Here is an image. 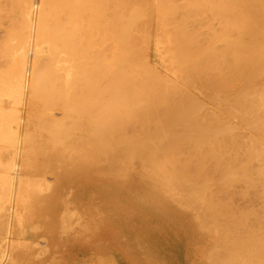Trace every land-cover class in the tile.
I'll use <instances>...</instances> for the list:
<instances>
[{"label":"bare ground","instance_id":"1","mask_svg":"<svg viewBox=\"0 0 264 264\" xmlns=\"http://www.w3.org/2000/svg\"><path fill=\"white\" fill-rule=\"evenodd\" d=\"M8 1L0 0V69L5 66L2 62L8 61L6 66L10 64V61L12 64L14 63V66L10 65L13 69L10 68L12 71L10 70L8 73H12L11 77L9 76V81L13 79L10 82L14 80L16 82H13L15 89L10 90L9 87L5 88L2 84L3 88L10 92L9 98H7L10 100H7L6 97L5 101L0 99L4 104L6 100L9 104L11 102L9 106L7 105L8 108L13 107L12 103L15 104L12 109L15 110L17 107L15 111L9 109L13 111L15 122L20 124L26 121V123L23 128L18 126L19 128L16 129L12 125H0V142L8 141V145H0V154H2L0 156L4 157L3 155H5L8 157H5L7 160L11 158L8 167L5 166L2 169V171H8L9 175L0 174V264L5 261L6 264H18L19 261L21 264H25L28 263V259L35 264H59V261H62V264H81L82 261H69L73 260V257L79 256L65 259V255H74L73 248L82 250L88 243L93 242L94 237L96 238L97 231L90 237H88L87 231L82 233L86 222L93 223L98 218H101V222H103V216L98 213L99 211L86 213V209L96 208L99 210V207L108 201L120 202V200L122 201L121 194L126 189L132 194L140 192L141 195L136 196L138 197L135 206L137 209L148 211L157 205L163 208L161 206L163 204L164 215L169 216L172 212H176L173 216L177 217L185 211L188 220L186 226L192 228V221L195 220V223L201 226H199L202 229L200 232L206 230L207 232L203 233L208 234L209 244L213 240L209 251H205V254L208 253L205 255L208 261L206 264H264V227L262 222H260L261 225H256L258 228L252 225L250 229V224L248 227L246 226L249 222L247 214L251 213L253 208L248 213L244 212L246 213L243 215L244 218L242 213L235 214L236 211L234 212L235 215H241L240 217L243 219L247 217L246 225L244 220H242L243 222L239 220L240 217L236 216L235 218L232 213L229 214L230 210H226L227 214L225 207L231 200L228 197L232 192L230 196H227V202L225 201L223 204L219 195L212 194L216 189L221 192L219 186L212 189L210 194L211 186L207 182L211 183L212 180L205 181L206 176L209 177V173L204 171L214 168L213 166L216 165L213 173L215 171L218 173L216 167L221 169L219 167L222 166V162L223 165L226 163L222 167H227L228 176L225 175L227 171L223 174L226 170L225 167L222 168L223 172L221 173L227 177L218 173L220 178L223 177V182L219 177L216 178V172L214 179L219 180L213 181L215 185L219 181L222 182V185L225 184L224 186L220 185L223 187L221 189L222 192L224 190L225 195L226 192L233 191L234 188V191H237L236 187L240 186L237 183L242 182L244 184H241L245 186L241 192L244 193L243 198L251 197L249 191L252 190L255 195V190L259 189L261 190L259 197L262 196V200H264V0H60L61 2L56 0V3L58 2L57 4L60 5H56L55 0L52 4L49 3L50 0H46V3H49L48 6L44 0H23L22 9L20 7L22 15L20 16H23L26 25L23 26L24 24L20 23L21 26L18 25L17 28L14 27V23H18L17 18L14 21L10 17L11 15L6 17L7 9L11 8L6 5ZM102 2L104 3L102 4ZM105 2H107V6H105ZM53 4L56 6L51 10ZM101 7H104L102 13L103 11L107 12L104 13L109 15L107 18L111 22H106L109 20L101 13ZM13 10L15 9L13 8ZM4 15L7 21L4 20L5 18L3 19ZM46 15L50 16V20L54 19V22L48 21V16L45 21ZM153 17H156L153 19V21L156 19L157 24V26L154 25V27L156 26L155 30L158 26L159 28L162 26L160 34L157 33L159 28L156 31L152 29L156 32V36L155 32L153 34V31H148L152 25L146 24L150 23L149 20ZM20 20L22 19L20 18ZM44 21L46 24L48 22V28L45 27L46 25L43 26ZM112 21L117 23H112ZM101 22L105 23L104 25L107 24L106 26L111 25V30L102 26ZM142 24H146L147 32L146 27L143 28ZM114 25L115 28L117 25L115 30L119 32L115 31V33H118L119 37L114 36V28L112 29ZM101 26L102 30L106 31L107 35L109 34L110 39L112 37L111 42H115L113 44L117 45L112 44L114 48L118 50L123 45L121 48H124L125 52H123L124 49L116 51L112 48L110 49L111 53H108V49L113 46H108L109 48L105 49L107 41L106 44L103 43L105 48L100 49L104 37H108L101 30ZM42 28L43 32L46 28L47 37H45V33L44 36L42 35ZM107 29L110 31L107 32ZM110 32L114 33L113 36L110 35ZM6 36L8 39H5ZM41 36H43V44L48 43L49 40L47 46H41ZM116 37L119 41L115 40ZM44 38H48L47 42ZM140 40L142 41L140 42ZM2 41H7L6 45L10 43V47L7 48L4 42L2 44ZM100 41L102 42L100 43ZM122 42L124 43L120 45ZM163 43L165 44L162 46ZM1 44L3 47L6 46L8 52L2 49ZM165 45L167 46L165 49L169 47L172 49L166 52L162 48ZM161 48L165 51L164 53L161 52ZM151 49H153L155 59L153 65L148 58ZM104 50H108L107 53H104ZM101 69L105 72H101ZM164 73L166 76L163 75ZM177 79L183 83L186 81L184 84L189 87L193 85V91L182 87ZM150 80H154V83L152 81L150 83ZM29 86L34 90V93L31 92L32 95L37 97L36 93H41V96L43 92H46L45 96L55 94L53 99H55L57 107L61 104L63 111L60 110L59 114L53 113L51 110L48 114L53 113L52 118L48 117L49 115L41 117L46 116L47 119H51L48 121L45 118V122L48 121L49 125L50 122L52 123V126L49 127L54 131V138L59 136L60 139L73 141V138L77 136L75 132L81 130L78 138L76 137L74 140V147L80 144L79 147H84L82 140L84 136L81 138L80 134L84 130V133L90 135L86 138L91 139L89 140L91 143L94 141L93 144L89 143L90 145L87 141V144L89 148L90 146L94 148L93 150L90 148V150L97 153L101 159L98 164L101 172H106L111 177L104 178L100 174H89L87 170L86 174L81 176V170L86 167L80 165V161L74 163L75 157L74 160L72 158L68 160V156L63 157L64 160L62 158L52 160L53 147L51 149L48 146H43L46 148L47 155L45 153V157H38L37 153L42 150V143L35 146L36 143L32 138L34 129L30 124L32 120L26 119L30 117L29 114L27 117L19 114L22 112L20 111L21 106L27 105L25 92ZM35 87L37 90L34 89ZM181 87L189 92L185 93L184 89L182 92ZM1 88L0 90H2ZM202 93H205L210 102H216L217 104H215L220 110L228 113V117H224L223 113L222 116L220 114L219 116L217 114L219 111L216 109H211V113L210 109L206 110L209 112L205 113L210 116L205 113L203 115L201 110L203 111L204 108L201 109V107L206 104L198 95ZM34 96L33 98H35ZM45 96L42 95L41 99ZM41 99L37 98L36 101H43V104L45 101L43 99L41 101ZM89 99L90 104L87 103ZM62 103H65L64 108H62ZM91 103H94L93 106ZM56 104L54 105L56 106ZM18 105H21L20 109H18ZM208 106H206L207 109ZM8 108H5L7 110L5 114H9ZM44 109L49 110V107L47 109L45 104ZM45 113L47 114V112ZM35 115L40 117L37 113ZM142 116L144 117L141 118ZM38 120L41 119L38 118ZM39 122L35 124L36 127L42 120ZM215 123L218 124L215 125ZM48 124L45 123L47 128ZM22 132L25 134L24 136ZM69 132L70 134L74 132L73 138H71L72 136L68 138ZM61 141L64 143L63 140ZM227 141H230L231 148L226 145ZM76 143L78 144L76 145ZM190 144L193 149H196L194 151H197L194 155L203 151L204 153L202 152L201 155L204 158L209 152V155L212 156L210 158H219L218 161L215 160V164L205 168L207 166L206 157L204 163L202 160H196L199 159L198 155L195 157L189 154L190 156H188V152L186 155L185 152L189 149L182 151L183 147ZM73 145L70 144L72 147ZM215 146H219V148L216 149ZM224 146L225 148H222ZM60 147L61 145L58 143V148ZM83 147L81 149L84 151ZM244 148L245 150H243ZM81 149L78 153L80 155ZM72 150L76 151V149ZM69 152L71 153V151ZM216 152H220V154H216ZM184 153L190 163L184 158ZM179 156L181 158L184 156V159H178ZM191 157L192 160L196 158V161H190ZM237 158L240 159L239 162L242 161V165L237 162ZM231 160L237 165H241L240 168L235 163L240 171ZM211 161L214 160L211 159ZM195 162L205 169L198 166L197 172L201 171L197 173V167H192L195 166ZM231 162L233 165L230 164ZM201 163L205 166H201ZM228 164L230 167H236L235 169L239 173L234 168L230 171L231 168H228ZM24 165L30 166L31 169H27ZM188 165H191L192 169ZM178 169L184 173L180 171L183 176L188 174L191 169L190 175L186 176L188 178H182L183 176L177 174ZM185 169L187 171H184ZM173 171L180 178L174 177ZM202 171L204 173H202V177H199ZM255 171L256 173L253 175L252 172ZM185 172L187 173L185 174ZM48 173L53 174L52 179L48 178ZM191 173L195 176L198 175L197 177L200 179L205 178L203 180L205 182L202 179H196V177L193 179V176L191 178ZM211 177H213L212 173ZM236 184L237 186H235ZM153 187L160 190L167 187L165 189L171 200L159 201L161 196L159 193L151 192ZM241 193L237 194L242 197ZM257 194L255 197H258ZM213 196L218 197L221 202H217V206L216 201L218 200ZM255 197L254 199H256ZM252 201L254 200L250 202ZM250 202L249 205H251ZM261 202L264 201L258 202L257 205ZM230 206L232 207V205ZM39 207H44L43 213L39 212ZM246 207L248 208V206ZM237 208L236 210L239 209ZM232 210L230 212H233ZM244 210L246 211V209ZM238 212L241 211L238 210ZM252 212L254 211L252 210ZM257 212L259 214L258 210ZM93 214L96 215L93 216ZM218 216L221 222L223 219L224 225L219 221ZM38 221H44L40 229L38 224H34ZM238 221L241 223L239 224ZM258 221L253 224H258ZM184 222H186L185 219ZM235 222L236 225L237 222L241 226L244 224V229H241L239 225L236 226ZM229 224H232V227ZM59 228L61 231L57 234L56 231ZM245 230L247 233L243 232ZM236 231L241 232L235 234ZM190 232H192V234L189 233L190 237L199 239L196 230ZM235 235L238 237L234 240ZM102 254V252L94 254L93 251L92 256L95 255V260L89 264H117L114 262L112 254L107 256ZM200 254L201 252H198L199 264H203L204 261L200 258L202 254ZM15 259H18V262Z\"/></svg>","mask_w":264,"mask_h":264},{"label":"rangeland","instance_id":"2","mask_svg":"<svg viewBox=\"0 0 264 264\" xmlns=\"http://www.w3.org/2000/svg\"><path fill=\"white\" fill-rule=\"evenodd\" d=\"M16 1V2H15ZM9 0L8 2H6V5H7V7L9 8V7H11L10 9H7V13H8V11H9V13H8V16H7V13H6V17H9L10 15V17L14 20L15 18H17V22L19 23H14L15 25H14V27H16L17 28V26L18 25H20V23H22L21 25H23V26H25L26 25V22H24L25 20H24V18H23V16H20V15H22V13H21V9H22V7H21V4H22V2L24 3V1L23 0ZM45 1V4H46V6H48L49 5V3L50 4H52V2L54 1V0H47V1H49V3L47 2L46 3V0H44ZM59 2H61L60 0H58ZM103 1V0H102ZM105 1H107V0H105ZM152 1V0H151ZM10 2H12L11 3V5H10ZM18 2H19V4H18ZM8 3V4H7ZM54 3V2H53ZM55 3H56V0H55ZM58 3V2H57ZM56 3V5H60V4H57ZM104 2H102V4H103ZM107 2H105V6H107L108 4H106ZM14 4V5H13ZM48 4V5H47ZM55 5V6H56ZM55 6H54V4L53 5H51V10L52 9H54L55 8ZM101 6H103V5H101ZM17 7V8H16ZM20 7H21V9H20ZM50 7V6H49ZM54 7V8H53ZM13 8L15 9V10H13ZM103 8L104 7H101V13H102V10H103ZM17 9V10H16ZM47 9H48V7H47ZM106 9V11H107V7L105 8ZM10 10H12L11 12H10ZM49 10H50V8H49ZM50 10V11H51ZM14 12V13H13ZM20 12V13H19ZM49 12V11H48ZM52 12V11H51ZM105 11H103V13L102 14H104L105 16H106V18H107V15L108 14H105V13H107V12H105ZM15 13H17V14H15ZM102 14H101V17H102ZM13 15V16H12ZM103 15V16H104ZM15 16V17H14ZM17 16H19L22 20H20V18L19 17H17ZM47 16L49 17V19L47 18ZM104 16V17H105ZM109 16V15H108ZM3 17V16H2ZM104 17H103V19H104ZM5 18V15H4V17H3V19ZM106 18H105V20H106ZM114 18H116V17H114ZM151 18V17H150ZM154 18H156V17H153L152 19H150L149 20V18H147L149 21H150V23L148 22V23H146L147 22V20L145 21V23L146 24H150V25H152L151 27H149V28H151V29H149L148 28V31L150 30V32L151 31H153V34H154V32L159 28V26L157 27V29L155 30V28H156V26H157V24H156V19L153 21V19ZM47 19H48V21H50V22H52L53 20H50V16L49 15H46L45 16V18H44V20L45 21H47ZM103 19H102V21H103ZM4 20H6L7 21V19L5 18ZM16 20V19H15ZM14 20V21H15ZM20 20V21H19ZM105 20L103 21V22H105ZM107 20H109V21H106V22H111L110 21V19L109 18H107ZM113 20V19H112ZM43 22V26H45V27H47L49 24H48V22H47V24H46V22ZM49 22V23H50ZM54 22V21H53ZM55 22H56V20H55ZM103 22H101V25L103 24ZM116 21H112V23H115ZM154 22V23H153ZM117 23V22H116ZM105 24V23H104ZM102 25V26H104L105 28H110V30H111V25H108V26H110V27H108V26H106V25ZM109 24V23H108ZM111 24V23H110ZM146 24L144 25V24H142L143 25V28H144V26L146 27ZM156 24V26L154 27V25ZM20 25V26H21ZM141 25V26H142ZM149 25V26H150ZM53 26V25H52ZM101 26V27H102ZM112 26H113V24H112ZM148 26V25H147ZM19 27V26H18ZM50 27V26H49ZM162 27V26H161ZM161 27L158 29V32L157 33H159L160 32V29H161ZM16 28H15V30H16ZM48 28V27H47ZM104 28V29H105ZM114 28V29H113ZM116 28H117V25H116ZM115 25H114V27H112V29L114 30H112L114 33H115ZM103 29V27L101 28V30ZM107 29V32L108 31H110V30H108ZM152 29H154V30H152ZM18 30H19V28H18ZM106 30V29H105ZM118 30V29H117ZM145 30V29H144ZM49 31V30H48ZM102 31H104V30H102ZM162 31V30H161ZM42 32H43V28H42ZM45 32H46V28H45ZM45 32H43L42 33V35L44 36V33ZM116 32H119V31H116ZM146 32H147V27H146ZM47 33V32H46ZM46 33H45V37H47L46 36ZM102 33V32H101ZM103 33H105L106 34V36H108L107 35V33H106V31H104ZM102 33V34H103ZM113 33V34H114ZM105 34H104V36H105ZM113 34H111V32H110V35H112L113 36ZM118 34V33H117ZM116 33H115V35L114 36H118L119 37V34L117 35ZM160 34V33H159ZM12 35H13V33H12ZM155 36H156V32H155V34H154ZM43 36H41L40 38H41V41H40V43H41V46L42 47H44V45L45 46H47L48 45V43H49V40H48V38H44V40L47 42V40H48V43H45V44H43ZM54 36V35H53ZM103 36V37H104ZM49 37H50V35H49ZM52 37V36H51ZM56 37V36H55ZM103 37H101L102 39H103ZM109 37V36H108ZM108 37H106L107 38V40H106V38L104 37V41L102 42V41H100V43H101V46H100V49L101 50H103L105 47V49H108L109 47H111V46H113V45H115V44H113V43H115V42H111V40H112V37H111V39H110V37H109V39H108ZM118 37H116L117 39H115V40H118ZM53 38V37H52ZM141 38V37H140ZM5 39H8V37L6 36L5 37ZM47 39V40H46ZM101 39V40H102ZM109 40H110V43H109ZM114 40V39H113ZM107 41V46H105L104 47V44H106L105 42ZM119 41V40H118ZM117 41V42H118ZM142 40H140V42H141ZM3 42H4V44L7 42H5V41H2V44H3ZM138 43H139V41H137ZM104 43V44H103ZM124 42H122V43H120V45L121 44H123ZM138 43H137V45H138ZM1 44V46L3 47V45ZM8 45H6L7 46V48H9L10 47V43H7ZM47 44V45H46ZM109 44V45H108ZM113 44V45H112ZM117 44V43H116ZM140 44V43H139ZM142 44V43H141ZM165 43H163L162 44V46L164 45ZM167 45V44H166ZM164 46V47H162V48H164L165 49V47H167V46ZM171 45V44H170ZM169 45V46H170ZM6 46H4L2 49L4 50H7L6 49ZM109 46V47H108ZM115 46H117V45H115ZM119 46V45H118ZM121 46H123V45H121ZM121 46H120V48H121ZM124 46H126V45H124ZM168 46V47H169ZM101 47H103V48H101ZM1 48V47H0ZM115 49L114 48V46L113 47H111V48H109L107 51H108V53H111V51H110V49ZM117 48V47H116ZM118 48V50H123L124 48ZM161 48V49H162ZM172 49V47H169L168 49H165L166 50V52L167 51H169V50H171ZM3 50H1L2 52H3ZM116 50V49H115ZM115 50H114V52H115ZM118 50H116V51H118ZM107 51H103L104 53H107ZM174 51V50H173ZM7 52H8V50H7ZM121 52V51H120ZM123 52H125V49L123 50ZM161 52H165L163 49L161 50ZM172 52V51H171ZM171 52H169V54L171 53ZM176 52V51H175ZM174 52V53H175ZM101 53H102V51H101ZM118 53V52H117ZM173 53V54H174ZM103 54V53H102ZM119 54V53H118ZM154 53H153V49H151L150 51H149V54H148V58L150 59V63L152 64V63H154V55H153ZM172 54V55H173ZM119 55H122V53H120ZM171 55V54H170ZM169 58L171 59V57L169 56ZM14 61V60H13ZM8 61H6V63H7ZM14 62H16V61H14ZM2 63H4L5 64V66L4 65H2V66H4V68L2 67L0 70H3V71H0V85H4L5 86V88H8L9 87V90L10 89H15V86H14V88H13V85L15 84V83H13V82H16L15 80L13 81V82H10V81H12L11 79H10V81H9V78L11 77L10 76V74L12 75V73H8V72H10V70L11 69H13V68H11V61L9 62L10 64L9 65H7L6 66V63L5 62H2ZM13 66H14V63L12 64ZM153 65V64H152ZM155 65V64H154ZM1 66V65H0ZM9 66V67H8ZM105 66H106V64H105ZM104 66V67H105ZM104 67H101V68H104ZM107 67V66H106ZM7 68V69H6ZM11 68V69H10ZM6 69V70H5ZM106 69V68H105ZM8 70V71H7ZM163 70V69H162ZM12 71V70H11ZM101 72H105V71H103L102 69L100 70ZM164 71V70H163ZM9 74V75H8ZM152 74H155V73H152ZM156 75V74H155ZM163 75H165V73L163 74ZM10 76V77H9ZM13 76H15V75H13ZM12 76V77H13ZM166 76V75H165ZM165 78H167V77H165ZM14 79H16V78H14ZM89 81H92V80H89ZM154 83V80H150L149 82L150 83H152V82ZM177 81L180 83V85L182 84V87L184 86V88H187V90H189V91H193V89H192V86L191 87H189V86H187L186 84H184L183 82H181L180 81V79L178 80L177 79ZM7 82H8V84H7ZM30 82H32V81H30ZM29 82V83H30ZM9 83H11L12 84V86H11V84H9ZM28 83V82H27ZM199 83V82H198ZM6 84H7V86H6ZM31 84V83H30ZM29 84V85H30ZM32 84H33V82H32ZM107 84V83H106ZM191 84V83H190ZM189 84V85H190ZM3 85L0 87L2 90H0V98H2V99H4L5 97H6V99L7 98H9V91L6 89H4L3 88ZM196 85V83H195V81H194V86ZM11 86V87H10ZM182 87H181V89H182ZM197 87V86H196ZM196 87H195V89H196ZM32 87H30L29 86V89L27 90L26 89V92H25V98L27 99V105H24V106H21V105H18V109H20L19 107L21 106L22 107V109L20 110V111H22L21 113H19V114H22L24 117H27V114H29V116L30 117H28V118H26V119H31L32 121H34V123H32V121H30L29 123L30 124H32V127H33V129L34 130H32V138L34 139V141H35V146H38L39 144H41L42 145V150H43V152H42V150L41 151H39V153H40V156H39V153H37L38 154V157H45L46 155H47V153H46V148H44V147H50L51 149H52V147H53V151H54V154H53V156H56V157H53L52 156V160L53 159H61L62 158V160H64L63 159V157H65V156H68V160L69 159H73L74 160V157H75V160H74V163H76V162H78V161H80L79 162V164L80 165H82L83 167H86V169H82L81 170V172H80V175L81 176H84L86 173H85V171L87 170V173H89V174H97V175H99L100 174V176L102 175L104 178H109V177H111V175L109 174H107L106 172H101V170H100V167L98 166V164H99V162L101 161V159L98 157V155H97V153H94V151L92 152L91 150H90V148H91V146H90V148H89V145L90 144H93L94 143V141H92V143L89 141V140H91V139H87L89 136H88V134L87 133H84V130L80 133L82 136H81V138L84 136V138H82V140H83V142H81V143H83L84 144V147L83 146H81V147H79L81 144L79 143L80 142V140H79V144L80 145H77L78 143H76V147H74L75 146V142H74V140H76V137L78 138V134H79V132L81 131H77V132H75L76 133V137L75 138H73V136H74V132H73V134H70V132H69V135H68V138L70 137V136H72L71 138H73L72 140L73 141H71V139H69L70 141H67V140H65V139H60L59 138V136H56L57 137V139H60V140H57L56 139V137L54 138V131H52L51 129H50V127L52 126V123L50 122V125L47 123L48 121H49V119L50 118H52V115H53V113H58V112H60V110H61V101H60V105H59V107H57L58 105L56 104V101L54 102V100L55 99H53L54 98V96L53 95H55V94H53V95H51L50 96V94H48L47 96H45L46 95V92H43L42 93V95L43 96H45L44 98H42L45 102L42 104V99H41V96H40V94H37L36 93V95H37V97L36 96H34V95H32V93L31 92H33L34 90H33V88L31 89ZM37 87H35L34 89H36ZM183 88V89H184ZM183 89H182V92H183ZM37 90V89H36ZM186 89H184V91H185ZM6 91H7V94H6ZM189 91H185V93H188ZM195 91V90H194ZM38 92V91H37ZM42 92V91H41ZM31 93V94H30ZM34 93V92H33ZM45 94V95H44ZM197 94V93H196ZM8 95V96H7ZM30 95V96H29ZM38 95H39V97H38ZM199 96H200V98L202 99V101H204L205 102V104L206 105H204V106H202L201 107V109H205V111H204V109H203V111L201 110V112L203 113V115H204V113L206 112V110H209L210 111V113L212 112V110H214V109H216V111L218 110L219 112H217V114L219 115H223L224 117H228V113H225L224 112V110L222 111V110H220L218 107H217V103L215 104L214 102H210L209 100H208V98L205 96V93H202V94H198ZM33 96L35 97V98H33ZM29 97V98H28ZM30 97H32V98H30ZM92 97V96H91ZM91 97H90V99H91ZM37 98L38 99H41V101L42 102H37L36 100H37ZM48 98H50L49 99V103L47 104V102H48ZM2 99H0V125H2V126H6V124L8 125V126H10V125H12V126H14V128L16 129V128H19V127H24V123H26V121H23V122H21L20 124H18L17 122H15L14 121V117H13V115H12V112L13 111H15V110H17L16 108H15V110L14 109H12V108H14V103H12V106L13 107H9L8 108V106L11 104V102H10V104H9V102L7 101V100H10V99H7L6 100V103L4 104V102L3 101H5V99L2 101ZM53 99V100H52ZM90 99H89V101L87 102V103H89L90 104ZM94 99V98H93ZM92 99V101H95V100H93ZM210 99V98H209ZM52 101V102H51ZM91 101V102H92ZM4 105H3V104ZM39 103H41V104H39ZM52 103V104H51ZM56 104V106L54 105V104ZM14 104V105H13ZM45 104H46V106H47V109H48V107H49V110H45L44 108H45ZM49 104H50V106L52 107H50L49 106ZM65 104V103H64ZM63 103H62V108H64L63 107V105H64ZM92 104H94V103H91V105ZM8 105V106H7ZM42 105H43V107H42ZM54 105V106H53ZM209 105V106H208ZM212 105V106H211ZM4 106H7V107H5L6 109L8 108V111H10L9 112V114H5L6 112L5 111H7L5 108H2V107H4ZM93 106V105H92ZM206 106H208V109H207V107ZM215 106V107H214ZM25 107V108H24ZM27 107V108H26ZM42 107V108H41ZM213 107V108H212ZM51 108V109H50ZM9 109H12V110H9ZM26 109V110H25ZM54 109V110H53ZM212 109V110H211ZM25 110V111H24ZM51 110H52V112L53 113H51L50 115L48 114L49 113V111L51 112ZM57 110H59V111H57ZM56 111V112H55ZM61 111H63V110H61ZM209 111H207L206 113H208ZM222 111V112H221ZM19 112V111H18ZM44 112H47V114L45 113L44 114ZM31 113V114H30ZM38 114V116H40V117H37V115H35V114ZM176 113H178V112H176ZM205 113V115H208V116H210L209 114H206ZM216 113V112H215ZM223 113V114H222ZM59 114V113H58ZM44 115H49L48 117H50L49 119H47L48 117H44V118H41L42 116H44ZM217 115V116H218ZM219 115V116H220ZM144 116H142L141 118H143ZM38 118H40L41 120H42V122H41V120H38ZM48 120L47 122H45L46 121V119ZM45 119V120H44ZM40 121L39 123V127L37 128L36 126H35V124L36 123H38V121ZM51 120V119H50ZM42 123H43V126H41L42 125ZM45 123L46 124H48V128H47V125H45ZM14 124V125H13ZM33 124H34V126H35V128H34V126H33ZM218 124V123H217ZM216 123H215V125H217ZM19 126V127H18ZM50 126V127H49ZM87 126V125H86ZM41 127V128H40ZM43 128H46L45 130L43 129ZM81 128V127H80ZM39 129V130H38ZM72 129V128H71ZM81 129H84V128H81ZM73 130V129H72ZM78 130V129H77ZM22 131H23V129H22ZM47 131H50V132H47ZM69 131H70V129H69ZM24 132V131H23ZM22 132V134H23V136L25 135L24 133ZM53 132V133H52ZM85 132H87V131H85ZM50 133V134H49ZM56 133V132H55ZM52 134H53V136H52ZM86 134V135H85ZM56 135H58V134H56ZM86 136H88L87 138H86ZM53 137V138H52ZM48 138V139H47ZM91 138H92V136H91ZM56 139V140H55ZM67 139V138H66ZM94 139V138H93ZM61 140H65L64 141V143H62V141ZM78 140V139H77ZM81 140V141H82ZM87 141H89L88 142V144H87ZM71 142H73V143H71ZM229 142L230 141H227V143H226V145H229V148H231L230 147V144H229ZM43 143H45V144H43ZM58 143H60V145H61V147L60 148H58ZM66 143H68L67 144V146H66ZM8 145V141H2V142H0V145ZM70 144L72 145V144H74L73 145V147L72 146H70ZM82 144V145H83ZM189 144V143H188ZM44 146V147H43ZM189 146H190V148H189ZM189 146H185V148L183 149L182 148V151L184 150H186V149H189V151L187 150L185 153H186V155H187V152H188V156H193L194 155V153H197V151L195 152L194 150H196V149H193V146H191V144L189 145ZM78 147H79V149H78ZM84 148V151H83V149H81V148ZM45 150H44V149ZM194 148H196L195 146H194ZM215 148L217 149V148H219V146H215ZM222 148H225V146L224 147H222ZM71 149V150H70ZM72 149H76V151L74 150H72ZM81 149V155H82V153H83V156H84V158H83V156H81L80 154H78ZM92 150L94 149V148H91ZM77 150H78V152H77ZM225 150V149H224ZM231 150V149H230ZM243 150H245V148L243 149ZM37 151V150H36ZM69 151H71V153L69 152ZM223 151V150H222ZM76 152H77V154H76ZM191 152H193V153H191ZM198 152H200V151H198ZM203 152V151H202ZM202 152H200V154H195L194 156L196 157H199V159H196L195 157V159L196 160H202L204 163L206 162V160H207V162H206V165L207 166H205L204 164H202L201 166H205V168L207 167L208 168V166L210 165V166H212L211 164H213L214 162L216 163V161H218V159L219 158H217L216 159V157L215 158H210V157H212L211 155H209V152L208 153H206V155H205V157H206V160L202 157V155L201 154H203ZM41 153H42V156H41ZM45 153H46V155H45ZM58 153V154H57ZM185 153L183 154V155H185ZM217 153H219L220 154V152H216V154ZM223 153V152H222ZM190 154V155H189ZM228 154V153H227ZM226 154V155H227ZM230 154V153H229ZM0 155H2V154H0ZM44 155V156H43ZM80 155V156H79ZM182 155V154H181ZM186 155H185V157L184 156H182V158L179 156L178 157V159H184V158H186L187 159V157H186ZM208 155V156H207ZM213 155V154H212ZM4 157H2V156H0V157H2L1 159H0V174H3V173H6L7 174V176L9 175V172L8 171H2V169L3 168H5V166H7L8 167V164H9V160L11 159V158H9L8 160L6 159V158H8V157H6L5 155H3ZM8 156V155H7ZM77 156V157H76ZM204 156V155H203ZM6 157V158H5ZM11 157V156H10ZM82 157V158H81ZM184 157V158H183ZM202 157V158H201ZM6 159V160H4V159ZM35 159V158H34ZM100 159V160H99ZM195 159H193L192 160V157H191V160L190 161H196ZM211 159L212 160H214V161H211ZM227 159H229V158H227ZM238 159V158H237ZM4 161V162H2V161ZM57 160V161H58ZM85 160V161H84ZM209 160V161H208ZM216 160V161H215ZM234 160V159H233ZM233 160H231L233 163H234V161ZM239 160L240 159H238L237 160V162H239ZM57 161H55V162H57ZM71 162H72V160H70ZM82 161V162H81ZM187 161H188V159H187ZM84 162H86L85 164H83ZM180 162V161H179ZM189 162V161H188ZM187 162V163H188ZM232 162L230 163L231 165H233L232 164ZM242 162V161H241ZM241 162H239L240 164H241ZM181 163V162H180ZM182 163H184V162H182ZM186 163V162H185ZM184 163V164H185ZM190 163V162H189ZM196 163V162H195ZM200 163V162H199ZM214 163V164H215ZM229 163V162H228ZM236 163V162H235ZM235 163H234V165H235ZM179 164V163H178ZM192 164V163H191ZM194 164V163H193ZM192 164V165H193ZM226 163H224V165H225ZM230 164H228L229 165V169H230V171L232 170V168H234L233 166H231L230 167ZM85 165V166H84ZM183 165V164H182ZM195 166H192V167H194V168H196L197 167V170H196V172L199 170L198 169V166L200 167V164L199 165H197V163L196 164H194ZM223 165V162H222V166H224ZM236 165H237V163H236ZM235 165V166H236ZM242 165V164H241ZM241 165H237L238 167L240 166V168H241ZM27 169H31L30 168V166H26V165H24ZM55 166V165H54ZM180 166V165H179ZM187 166V165H186ZM189 166V168H191L190 166L191 165H188ZM216 166V165H215ZM215 166H213L214 168H215ZM222 166H220L219 168H221V169H217V167H216V170L218 171V173H221V172H223V169L222 168H225V167H222ZM236 166V167H237ZM235 167V168H236ZM238 167H237V170H239L238 169ZM182 168V167H181ZM184 168H185V166H184ZM187 168V167H186ZM188 168V169H189ZM193 168V169H194ZM200 168H204V167H200ZM204 168V169H205ZM214 168H208L207 170L205 169L204 171H208L207 172V174L209 175V177H207L206 176V178L207 179H205V181H207V180H209V179H211L212 180V182L210 183V181L209 182H207V183H209L210 184V186H211V188H210V194L212 193V189H215V188H217V186H219L218 188L221 190V192H222V189H223V187L222 186H224V185H222L221 183L223 182V177L222 178H220V176L218 175V173L216 172V174H217V176H216V174H214L213 173V169ZM234 168V169H235ZM192 169V168H191ZM191 169L189 170L190 172H191ZM228 169V170H229ZM233 169V170H234ZM182 171H183V168L181 169ZM180 169H178V171L180 172L181 171ZM195 170V169H194ZM193 170V171H194ZM225 170V169H224ZM236 170V169H235ZM236 170V172H238L239 173V171H237ZM177 171V170H176ZM181 171V172H182ZM184 171H187L186 169L184 170ZM189 171H188V174H189ZM193 171H192V173H193ZM201 171V170H200ZM199 171V172H200ZM204 171H202L201 172V174H199V177L202 175V173H204ZM212 171V172H211ZM220 171V172H219ZM227 171V167H226V170L224 171V173L223 174H225V172ZM254 171V170H253ZM96 172V173H95ZM177 173V174H179V175H181V176H183L182 175V173L180 172V173ZM195 172V171H194ZM195 172V173H196ZM199 172H197V173H199ZM228 172L229 171H227L226 172V174L225 175H227L228 174ZM173 173H174V171H173ZM176 173V172H175ZM174 173V174H175ZM187 172H185V174H186ZM192 173H191V178H192V176H193V179H195V177H196V179L198 178V179H200L199 177H197V176H195V175H192ZM196 173V174H197ZM213 174V177H211L210 178V174ZM255 173H256V171L255 172H252V174L253 175H255ZM258 173V172H257ZM49 175V179H52L51 177H53V174H51V173H48ZM173 174V175H174ZM184 174V173H183ZM188 174H186L185 176H183L182 178H188V177H186ZM222 174V173H221ZM220 174V175H221ZM222 174V175H223ZM173 175H172V177H173ZM190 175V174H189ZM188 175V176H189ZM204 176H205V174H203ZM216 176V178L217 177H219L220 178V180H222V182H218V183H220L219 185H215V181H218L217 179L215 180L214 179V177ZM225 175H223L224 177H227V176H225ZM177 175L175 174L174 175V177H176ZM212 176V175H211ZM179 176H177V178H178ZM202 177V176H201ZM176 178V179H177ZM180 178V177H179ZM202 179V181L204 180L203 178H201ZM200 179V180H201ZM225 179V178H224ZM199 180V181H200ZM205 181H203V182H205ZM214 181V182H213ZM201 182V181H200ZM242 183V182H241ZM240 182L239 183H237L238 185H240V186H237V184L235 185V186H237L236 187V189H237V191H234L235 190V188L233 189V191L231 190H227L228 191V193L226 192V195L224 194V190H223V192L221 193L219 190L217 191V189L214 191V193H212L214 196H218L219 198H220V200H221V202L223 203V204H225V201L227 202V200L229 199V198H231V200L230 201H228L227 202V204H226V207L225 208H227V209H225V212H226V210H232L233 208H234V206H236V207H238L237 209L238 210H240L241 212H238V210H236V207L232 210L233 212H230L229 211V214L230 213H232L234 216H235V218H236V216H238V217H240L241 215H235V214H237V213H239V214H241L242 213V217L244 218V214H246V213H244V212H249L250 210H251V208H253L252 210L255 212H252V210H251V213L250 214H254V215H250L249 213V215L247 214V216H249L248 217V219H247V221H252V220H254V221H252V222H248V224L246 223V221H245V219L247 218V217H245V219H243V218H239V220H244V222H245V225L248 227V225L250 224V226H249V228L252 226V225H254L255 227H257L256 225H259L260 224V222H262L261 224L263 225V227H264V219H261V217H264V216H262V214H264V202H261V203H259V205L261 204V206H259V205H257L258 204V202H260V201H264V200H262V196L261 197H259V195H261V193H260V191L261 190H259V189H257V190H259V191H257V190H255L256 192H255V195L257 194V192H259L257 195H258V197L256 196L255 197V195H253L254 194V192H250L249 191V194L251 195V197L249 196V197H244L243 198V194L241 193L245 188H243V187H245L244 185H242V184H244V183H242L241 184ZM211 184H214L215 186H213L212 187V185ZM220 185H222V186H220ZM234 186V187H235ZM27 187V186H26ZM221 187H222V189H221ZM167 189V187H163V188H161V190L158 188V189H156L155 187H153L152 189H151V192H156V193H159L160 194V198H159V201H162L163 202V200H167V201H170L171 200V198H170V196H168V191L166 190ZM171 187H169V190H171L170 189ZM27 189V188H26ZM149 189V188H148ZM147 189V190H148ZM232 189V188H231ZM150 190V189H149ZM209 190V189H208ZM207 190V194L209 193V191ZM238 190H240V191H238ZM171 192V191H170ZM230 192V193H229ZM231 192H232V194H231ZM216 193V194H215ZM220 193H221V195H220ZM233 193H234V195H233ZM236 193V194H235ZM237 193H241L242 194V197H241V195L239 196V194H237ZM210 194H209V196H210ZM229 194V195H228ZM230 194H231V196H230ZM122 201L120 200V202H110V201H108V202H106V203H104L103 205H101L100 207H99V210L98 209H96V208H92V209H89V208H87L86 209V213H91V212H98V213H101V215L103 216V222H101L102 221V219L101 218H98V219H96L95 221L97 222H86V227L85 228H83V231H82V233H85L86 231H87V235H88V237H90L95 231H97V233H96V238L94 237L93 238V242L92 243H88L87 244V246L86 247H83V249L81 250V249H75V248H73V253H75L74 255H65V259H67L68 257H72V256H79V257H73V260H69V261H75V262H81L82 261V263L81 264H89V262H92L93 260H95V255H93L92 256V252L94 251V254H98V253H100V252H102L103 254V256H107V255H109V254H112V256H113V259L115 260L114 262L115 263H117V264H199V255H198V252H201V254H202V256H200V258L204 261V263L203 264H206V263H208V261L206 260V257H205V255L206 254H208V253H206L205 254V251H209V249H210V244H212V242H213V240H211L210 242V244H209V241H208V234H205V233H203L204 231H206V230H204V231H202V232H200L202 229L195 223V220H193L192 221V225H191V227L192 228H190L189 226H186L185 224L186 223H188V220H187V215H186V212L185 211H183V212H181L182 214H179V216H177V217H175V216H173L176 212H172V214H170L169 216H166V215H164V213H163V211H162V209L164 208V205L163 204H161V206L163 207V208H161L159 205H157V207H153V208H150V210H148V211H146L145 209H144V211H141L140 209H137L135 206H136V204H137V201H138V197H136V196H140L141 194H140V192H137V193H131L128 189H126L125 191H123L122 192ZM225 195V196H224ZM213 196V198H217V200L218 201H216V206L218 205V203L217 202H219V198L218 197H214ZM227 196H230V197H228V199H227ZM238 196V197H237ZM239 197H240V199H239ZM254 197L256 198V199H254ZM224 198V199H223ZM235 198H236V200H237V198H238V200H237V202H236V200H235ZM243 198V199H242ZM247 198V199H246ZM250 198V199H249ZM259 198V199H258ZM226 199V200H225ZM249 199V200H248ZM261 199V200H260ZM264 199V198H263ZM241 200V201H240ZM242 200H243V202H242ZM245 200V201H244ZM251 200H257V201H252V202H250ZM234 201H235V203H234ZM248 201V203H245V202H247ZM221 202H219V203H221ZM230 202H232V203H230ZM249 202H250V204L252 205V207H250L251 205H249ZM257 202V203H256ZM170 203V202H169ZM228 203H229V206H228ZM253 203H254V205H253ZM171 204V203H170ZM223 204H222V206H223ZM235 204H237V205H235ZM240 204V205H239ZM230 205H232V207L230 206ZM239 205V206H238ZM256 205V206H255ZM243 208H242V207ZM246 206H248V208L246 207ZM219 207V206H218ZM229 207H230V209H229ZM241 207V208H240ZM250 207V208H249ZM174 208V207H173ZM220 208V207H219ZM222 208V207H221ZM255 208V209H254ZM259 208V209H258ZM262 208H263V211H262ZM43 209H44V207H39V212L40 213H43ZM242 209V210H241ZM244 209H246V211L244 210ZM247 209H249V210H247ZM244 210V211H243ZM257 210L259 211V214H257L258 212H257ZM236 211V212H235ZM243 211V212H242ZM224 212V213H225ZM234 212H235V214H234ZM257 212V213H256ZM263 212V213H262ZM219 213V212H218ZM227 213V212H226ZM262 213V214H261ZM217 214V213H216ZM220 214V213H219ZM228 214V213H227ZM231 214V215H232ZM96 214H93V216H95ZM221 215V214H220ZM256 215V216H255ZM217 216V215H216ZM254 216V217H253ZM92 217V216H91ZM219 217V216H218ZM222 217V216H221ZM224 217V216H223ZM254 218V219H253ZM255 218H256V220H255ZM184 219L186 220V222H184ZM226 219V218H225ZM224 219V220H225ZM259 221H258V220ZM216 220H217V218H216ZM221 219H220V217H219V221H220ZM235 221H237L236 219H235ZM241 221L239 222V224L241 223ZM257 221L259 222L258 224H253L254 222L255 223H257ZM218 222V221H217ZM221 222V221H220ZM222 222H223V219H222ZM221 222V223H222ZM238 222H237V225H239L238 224ZM243 222V221H242ZM34 224H38L39 225V229L42 227V225L44 224V221H38V222H36V223H34ZM219 224V223H218ZM223 225H224V222L222 223ZM260 224V225H261ZM222 225V226H223ZM226 225V224H225ZM232 225V224H231ZM230 224H229V226L230 227H232ZM235 225H236V222H235ZM236 225V226H237ZM244 225V224H243ZM243 225L241 226V225H239V226H241V229H244L243 228ZM222 226H220V227H222ZM238 226V227H239ZM254 226L252 227V229L254 228ZM202 227H204V226H202ZM224 227V226H223ZM233 227H235V226H233ZM245 227V226H244ZM262 227V226H261ZM195 228V229H194ZM258 228V227H257ZM188 229V230H187ZM201 229V230H200ZM203 229H205V228H203ZM207 229V228H206ZM251 229V228H250ZM250 229H248V230H250ZM191 230H196L197 231V234L199 235V239H197V238H195V239H193V237H190V235H189V233L190 234H192V232H190ZM247 230V229H246ZM246 230L245 231H243V232H246ZM247 230V231H248ZM61 231V229L59 228L56 232H57V234H58V232H60ZM207 232V231H206ZM238 231H236L235 232V234L237 233ZM240 232L241 231H239L238 233L240 234ZM247 233V232H246ZM60 234V233H59ZM242 234V233H241ZM225 235V234H224ZM238 235V234H237ZM243 235H244V233H243ZM221 236H222V234H221ZM247 236V235H246ZM186 238V240H185V238ZM206 237V238H205ZM238 237V236H237ZM237 237H236V235H235V237H234V240L235 239H237ZM243 237V236H242ZM226 238V237H225ZM225 238H223L224 240H225ZM191 239V240H190ZM222 238H220V241H222L221 240ZM231 239H233V238H231ZM242 239V238H241ZM244 239H245V236H244ZM209 240H210V238H209ZM207 243H208V245H207ZM237 243H239V242H237ZM52 245V244H51ZM197 245H198V248H197ZM208 247V248H207ZM200 254V255H201ZM112 256H108V257H112ZM15 261H17L18 262V259H15ZM2 264H6V261L4 262V263H2ZM18 264H21V262L19 261L18 262ZM25 264H35V263H33V262H30V259H28V263H25ZM59 264H62V261H59ZM91 264H93V263H91Z\"/></svg>","mask_w":264,"mask_h":264}]
</instances>
